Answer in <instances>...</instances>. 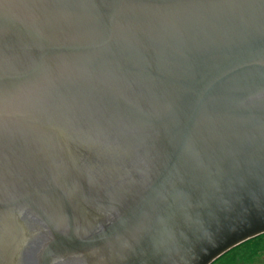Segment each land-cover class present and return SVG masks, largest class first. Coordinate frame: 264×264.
<instances>
[{
  "label": "water",
  "instance_id": "obj_1",
  "mask_svg": "<svg viewBox=\"0 0 264 264\" xmlns=\"http://www.w3.org/2000/svg\"><path fill=\"white\" fill-rule=\"evenodd\" d=\"M261 235L264 0H0V264Z\"/></svg>",
  "mask_w": 264,
  "mask_h": 264
},
{
  "label": "trees",
  "instance_id": "obj_2",
  "mask_svg": "<svg viewBox=\"0 0 264 264\" xmlns=\"http://www.w3.org/2000/svg\"><path fill=\"white\" fill-rule=\"evenodd\" d=\"M260 253H264V235L258 236L234 247L212 264L217 262L223 263L224 261H227L228 264L249 263Z\"/></svg>",
  "mask_w": 264,
  "mask_h": 264
},
{
  "label": "rangeland",
  "instance_id": "obj_3",
  "mask_svg": "<svg viewBox=\"0 0 264 264\" xmlns=\"http://www.w3.org/2000/svg\"><path fill=\"white\" fill-rule=\"evenodd\" d=\"M224 263L228 264L227 261H224L223 263L217 262L215 264H224ZM238 264H264V253H260L252 262L238 263Z\"/></svg>",
  "mask_w": 264,
  "mask_h": 264
}]
</instances>
